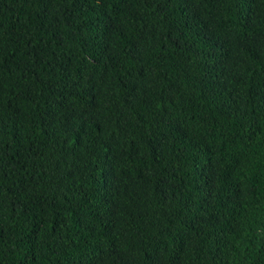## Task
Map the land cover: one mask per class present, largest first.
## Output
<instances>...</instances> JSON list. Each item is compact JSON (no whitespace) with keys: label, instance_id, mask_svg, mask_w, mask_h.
Segmentation results:
<instances>
[{"label":"trees","instance_id":"16d2710c","mask_svg":"<svg viewBox=\"0 0 264 264\" xmlns=\"http://www.w3.org/2000/svg\"><path fill=\"white\" fill-rule=\"evenodd\" d=\"M0 264H264V0H0Z\"/></svg>","mask_w":264,"mask_h":264}]
</instances>
